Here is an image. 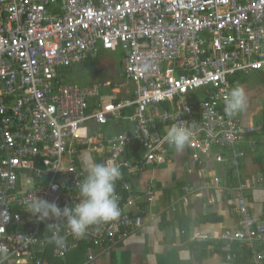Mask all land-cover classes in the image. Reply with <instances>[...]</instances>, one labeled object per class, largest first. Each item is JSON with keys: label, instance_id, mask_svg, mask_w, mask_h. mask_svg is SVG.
Returning <instances> with one entry per match:
<instances>
[{"label": "built area", "instance_id": "2783aa9c", "mask_svg": "<svg viewBox=\"0 0 264 264\" xmlns=\"http://www.w3.org/2000/svg\"><path fill=\"white\" fill-rule=\"evenodd\" d=\"M100 51L121 53L112 87L66 82L69 70ZM257 72L264 73V0H0V244L9 249L0 264H65L83 243L92 262L94 249L138 232L145 213L136 203H151L153 193L141 198L127 182L118 219L78 239L58 222L64 247L49 242L46 225L53 221L31 216L24 201L36 190L61 208L77 203L83 152L128 173L168 164L166 132L183 123L193 132L186 147L191 165L203 167L202 179L217 188L222 179L206 159L227 166L226 193L234 196L235 228L199 233L194 241L225 242L227 261L238 243L253 264H264V204L255 217L246 195L264 177L240 172L242 159L264 144V122L243 125L241 112H224L228 92L239 85L234 76ZM88 122L127 127L87 134Z\"/></svg>", "mask_w": 264, "mask_h": 264}, {"label": "crops", "instance_id": "0c3cea01", "mask_svg": "<svg viewBox=\"0 0 264 264\" xmlns=\"http://www.w3.org/2000/svg\"><path fill=\"white\" fill-rule=\"evenodd\" d=\"M92 57H89L88 61ZM111 66H115L113 62ZM114 70L110 75H107L106 79L97 80L102 82L115 80L119 68ZM254 75L261 76V79L264 80L262 72L254 73ZM235 80L239 79L234 77L231 82ZM257 117L258 123L264 122V120L259 119V116ZM250 123H253L252 119L247 124ZM126 127L113 122L109 128L111 131L120 132ZM191 152L192 150L187 148L178 152L172 146L169 149L170 162L168 164L161 166L144 165L141 171L146 168L152 169L150 175L145 179L139 175L140 170H134L131 181L134 191L140 195L144 194L146 190H151L153 193L151 203H141L145 213L143 226L128 239L116 243L109 249L94 250L96 258L91 264H236L225 260L221 253L212 251L210 246L204 248L203 245L207 243L206 241L196 244L190 240L186 243L188 245H181L184 242L178 234L180 227L177 223L178 220L172 227L161 220V214L166 210L171 212V214L168 213L171 216L175 215L176 212L183 211L192 220L190 224L188 223L189 234L191 232L192 235L197 232L217 235L224 229L235 228V214L230 205L234 196L226 193V187L232 180L229 169L227 166L216 167L212 163V157H208L205 162L206 166L212 165L213 172L222 179L218 188L216 186L210 187V178L202 179V174H200L203 167L199 165L193 167L189 162ZM159 169H163V172H160ZM189 170L192 171L188 172ZM240 172L243 178H247L251 174H261L264 177V144H261L255 152H249L242 159ZM178 183L182 184L181 189L185 186L192 188V193L186 195L183 191L184 195L178 197V191L175 187ZM246 195L249 208L253 215L258 217L260 208L264 204V184L257 189L247 191ZM166 197L173 199L172 202L166 203ZM183 198H186V203ZM208 213L217 214L221 221L216 224L205 225L198 223V216ZM71 254V264H82L87 255V245L82 244Z\"/></svg>", "mask_w": 264, "mask_h": 264}, {"label": "clouds", "instance_id": "9594fccd", "mask_svg": "<svg viewBox=\"0 0 264 264\" xmlns=\"http://www.w3.org/2000/svg\"><path fill=\"white\" fill-rule=\"evenodd\" d=\"M246 103L247 97L243 87H233L225 101L226 116L233 117L243 111ZM192 136V129L187 123H183L180 126L172 125L164 139L176 151L181 152L190 144ZM121 178V166L118 163L112 160L103 163L94 162L88 167L84 179L77 185L80 196L77 203L61 208L54 202L38 198L35 190L24 201L26 212L39 221H53L46 225V229L50 232L49 242L57 247H64L66 237L61 234V225L58 223L60 220L64 221L68 233L78 239L82 238L90 227L119 218L121 209L115 185ZM8 255V247L0 244V261Z\"/></svg>", "mask_w": 264, "mask_h": 264}, {"label": "rangeland", "instance_id": "374dc122", "mask_svg": "<svg viewBox=\"0 0 264 264\" xmlns=\"http://www.w3.org/2000/svg\"><path fill=\"white\" fill-rule=\"evenodd\" d=\"M120 60L121 53L119 51H100L99 53L93 55L89 61L75 66L73 71L69 70L65 76L66 82L77 85H88L91 81L106 79L107 75H110L115 71L114 69H117V65L119 66ZM112 62L115 66H111ZM261 78V76L254 74L239 77V82L242 85L247 97L246 107L243 111H241L243 125L249 123L250 119L253 120V123H256L258 120L257 116H259L260 120H264V80ZM194 95L197 98H200L202 94L200 92H195ZM103 103L106 104L108 102L104 101ZM253 113L254 115L252 116ZM110 126H112V123L105 128V124L88 122L83 125L82 128L86 130L87 134L96 132H105L108 134L115 133L116 131L110 130ZM122 126L125 128V122L122 123ZM93 161L98 163V157L94 156V158H92L88 152L82 153L81 162L84 167V174H87V169ZM151 170V168H146L143 171H140L139 175L145 179L150 175ZM159 171L163 172V169H159Z\"/></svg>", "mask_w": 264, "mask_h": 264}, {"label": "trees", "instance_id": "16d2710c", "mask_svg": "<svg viewBox=\"0 0 264 264\" xmlns=\"http://www.w3.org/2000/svg\"><path fill=\"white\" fill-rule=\"evenodd\" d=\"M121 65V64H120ZM120 65L118 66V68H119V70L118 71H120L121 70V67H120ZM117 68V69H118ZM264 74V73H263ZM240 76H242V75H236V76H234V77H236L237 79H239V77ZM65 78V77H64ZM117 79V78H116ZM113 80V81H111L110 83H111V87L115 84V82H117V80ZM238 86H242L241 84H240V82H239V85ZM108 89H110V88H106V91L108 90ZM104 94H107V92H103ZM118 99H121V95L120 96H117V100ZM264 117V116H263ZM256 123H258V122H256ZM116 133V132H115ZM121 172H122V178L120 179V180H118L117 182H116V185H115V191H116V194L118 195V196H121V197H123V196H125V192L121 189V186H122V184L124 183V182H127V183H130L131 184V181H132V179H133V175L134 174H132L133 172H131V173H128L126 170H121ZM181 185L182 184H180V183H178V185H176L175 187L177 188V191H178V197H182L183 195H184V193H183V190L180 188L181 187ZM146 193V192H145ZM141 194V198L144 196V195H146V194ZM171 198H172V196H171ZM166 199H167V202L166 203H171L172 202V200L173 199H170L169 197L167 198L166 197ZM141 203H147L144 199H141V200H138L137 201V203H136V205L140 208V209H144V207L141 205ZM168 213H170L171 214V212L170 211H168V210H166V211H164L162 214H161V220L163 221V222H167L169 225H171L170 227H172L173 226V224L174 223H176L177 222V220H178V224H179V228H178V234H179V237L181 238V240H182V242H184V243H182L181 245H183V246H186V245H188V244H186L187 243V241H192V242H194V243H196V244H198V243H201V242H204V241H201V242H196V241H194V239H193V237L196 235V234H199V233H204V232H197L196 234H193L192 235V233L190 232V234H189V231H190V229H188V223L190 224L191 223V218L190 217H188L187 215H185L184 213H183V211L182 212H179V213H175V215H173V216H171L170 214H168ZM171 217V218H170ZM197 221H198V223H200V224H203V225H205V224H211V223H213V224H216V223H219L220 221H221V219L219 218V216L217 215V214H213V213H208V214H204V215H199L198 216V219H197ZM167 224V225H168ZM226 229H224V231H225ZM188 231V232H187ZM223 231V230H222ZM205 234H210V233H205ZM119 242H122V241H119ZM207 243H205L204 245H203V247L204 248H206V247H211V249H212V251H215V252H217V253H221V255L223 256V258L226 260V257H227V249L225 248V242H216V241H206ZM118 243V242H117ZM82 244H80L79 245V247L81 246ZM83 245L85 246V244L83 243ZM78 247V248H79ZM232 247H233V249L231 250V252L232 253H235V255H236V257H235V259L234 260H232V261H228V262H235L236 264H253V262H252V260H251V252L247 249V248H245V247H239V244L238 243H234V244H232ZM77 248V249H78ZM76 249V250H77ZM88 250H89V246H87V253H88ZM94 250H99V249H94ZM104 250V249H103ZM75 251V250H74ZM94 255H95V253H93ZM71 256H72V254H70V255H67L66 257H65V259H64V262H65V264H71L70 262H71ZM95 257H96V255H95ZM95 260V259H94ZM93 260V261H94ZM92 261V262H93ZM92 262H88L87 261V255H86V258H85V261L82 263V264H91ZM55 263H62L61 262V260H56L55 261ZM74 264V263H73Z\"/></svg>", "mask_w": 264, "mask_h": 264}]
</instances>
